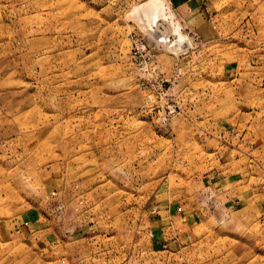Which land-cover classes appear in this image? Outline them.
Returning <instances> with one entry per match:
<instances>
[{
	"label": "rangeland",
	"instance_id": "374dc122",
	"mask_svg": "<svg viewBox=\"0 0 264 264\" xmlns=\"http://www.w3.org/2000/svg\"><path fill=\"white\" fill-rule=\"evenodd\" d=\"M148 1L0 0V259L264 264V0Z\"/></svg>",
	"mask_w": 264,
	"mask_h": 264
},
{
	"label": "crops",
	"instance_id": "0c3cea01",
	"mask_svg": "<svg viewBox=\"0 0 264 264\" xmlns=\"http://www.w3.org/2000/svg\"><path fill=\"white\" fill-rule=\"evenodd\" d=\"M50 222L41 217H34L30 221L21 223L15 234L20 236L25 235L26 241L24 237L20 238L19 243L16 242L17 246L10 251V255L8 254L9 252L1 255L0 263L8 264L9 262L10 264H21L25 257L32 253L35 254L40 251L42 255L45 252H49L50 246L53 245L55 240ZM56 241L58 243L60 241L59 238ZM33 243L38 248H31ZM29 246H31V249L26 248Z\"/></svg>",
	"mask_w": 264,
	"mask_h": 264
},
{
	"label": "bare ground",
	"instance_id": "6f19581e",
	"mask_svg": "<svg viewBox=\"0 0 264 264\" xmlns=\"http://www.w3.org/2000/svg\"><path fill=\"white\" fill-rule=\"evenodd\" d=\"M139 8H141V6H139ZM143 9H144V12L142 11L144 13L143 15H144V17H147L149 19L148 25H150L151 27H154V25L157 24L158 21H160V19L166 18V4L163 0H152V1L150 0V2L148 1V3L145 5V8L143 7ZM177 29L179 31V28H177ZM179 35H180V39L183 40L184 37L182 36V34L179 33ZM162 37L164 38V36H162ZM180 39H179V41H180ZM179 41H176L177 44Z\"/></svg>",
	"mask_w": 264,
	"mask_h": 264
}]
</instances>
